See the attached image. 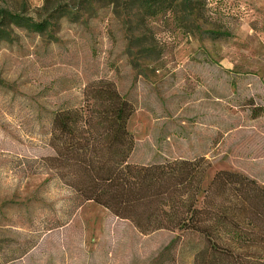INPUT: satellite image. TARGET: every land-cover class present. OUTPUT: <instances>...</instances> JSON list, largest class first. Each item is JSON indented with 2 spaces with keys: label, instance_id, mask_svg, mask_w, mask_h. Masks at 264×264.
<instances>
[{
  "label": "rangeland",
  "instance_id": "374dc122",
  "mask_svg": "<svg viewBox=\"0 0 264 264\" xmlns=\"http://www.w3.org/2000/svg\"><path fill=\"white\" fill-rule=\"evenodd\" d=\"M199 2L138 22L108 0H0L49 24L0 25V264H227L196 233L79 207L39 162L52 112L107 81L134 108L131 163L203 158V187L225 170L264 188V0Z\"/></svg>",
  "mask_w": 264,
  "mask_h": 264
},
{
  "label": "trees",
  "instance_id": "16d2710c",
  "mask_svg": "<svg viewBox=\"0 0 264 264\" xmlns=\"http://www.w3.org/2000/svg\"><path fill=\"white\" fill-rule=\"evenodd\" d=\"M85 1L92 4L94 0ZM108 1L138 22L168 12L194 15L200 3ZM0 18V25L38 33L49 26L47 20L34 22L6 10ZM7 35L0 28V39ZM82 96V104L52 112L46 138L51 153L39 159L42 169L73 194L79 207L85 202L99 205L128 220L141 234L157 230L196 233L204 247L220 254L227 264H264V188L225 170L215 172L203 187V158L131 163L134 141L127 120L133 106L107 81L87 86Z\"/></svg>",
  "mask_w": 264,
  "mask_h": 264
}]
</instances>
